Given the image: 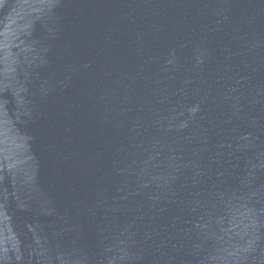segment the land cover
Here are the masks:
<instances>
[{"label":"water","instance_id":"obj_1","mask_svg":"<svg viewBox=\"0 0 264 264\" xmlns=\"http://www.w3.org/2000/svg\"><path fill=\"white\" fill-rule=\"evenodd\" d=\"M0 264H264V0H0Z\"/></svg>","mask_w":264,"mask_h":264}]
</instances>
